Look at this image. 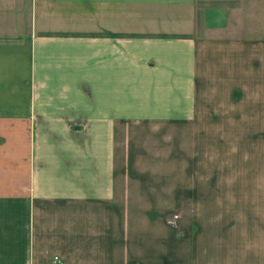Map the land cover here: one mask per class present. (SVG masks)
Returning <instances> with one entry per match:
<instances>
[{"label":"crops","instance_id":"crops-1","mask_svg":"<svg viewBox=\"0 0 264 264\" xmlns=\"http://www.w3.org/2000/svg\"><path fill=\"white\" fill-rule=\"evenodd\" d=\"M0 264H264V0H0Z\"/></svg>","mask_w":264,"mask_h":264},{"label":"built area","instance_id":"built-area-1","mask_svg":"<svg viewBox=\"0 0 264 264\" xmlns=\"http://www.w3.org/2000/svg\"><path fill=\"white\" fill-rule=\"evenodd\" d=\"M55 259H56V260H58V259H59V257H58V256H55Z\"/></svg>","mask_w":264,"mask_h":264}]
</instances>
